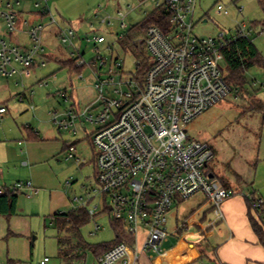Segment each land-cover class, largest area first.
Segmentation results:
<instances>
[{"label":"rangeland","instance_id":"rangeland-1","mask_svg":"<svg viewBox=\"0 0 264 264\" xmlns=\"http://www.w3.org/2000/svg\"><path fill=\"white\" fill-rule=\"evenodd\" d=\"M29 1L31 0H21L19 6L12 4V7L15 10H39L30 6ZM6 2L7 0L0 2V11L8 9ZM47 4L53 16L61 18L58 23L62 28L71 26L74 29V43L80 51L85 52L87 59L93 54V45L82 38L98 34L106 37V43L99 46L101 52L108 56L112 53V56L124 60L125 70H133L136 61L145 57L144 47L139 46L138 39H143L144 33L140 26L154 9L151 2L47 0ZM217 4L227 9L228 14L218 13ZM27 18L33 22H48V17L31 15L25 17ZM104 18L110 21L109 25L101 23ZM122 20L126 25L125 29L120 27ZM194 21V34L202 36H216L219 31L230 33L237 24L245 23L251 29V40L264 56V33H260L262 27L259 24L264 21V10L259 0H197ZM134 25H139L137 29L140 34L123 49L114 34L117 32L125 35ZM17 26L22 28V20L18 21ZM58 34L59 29L55 26L47 27L43 32L45 50L53 55V59L47 60L45 67H34L28 77L0 74V105L7 108L6 116L0 123V187L6 189L16 182L30 181L37 191L36 194L29 195L20 192L15 213L11 216L0 215L1 264H8L11 260L17 264H39L45 256L49 257L47 264H68L59 255L57 242L58 235L68 236L58 233L55 228L49 201L51 196L56 197L59 193L61 197L71 200L75 197L85 199L87 188L94 185L97 167L92 133L97 126L87 122L85 130H59L50 115L55 111L62 113L67 107L62 92L59 91L63 88L71 92L73 100L81 109L97 96V91L93 88L95 79L90 70L82 69L81 79L74 71L61 65L69 60V55L67 48L59 41ZM0 36L8 40L1 16ZM18 37L25 41V36L14 33L11 42H18ZM108 44L112 45L109 51L105 50ZM134 44L137 46L135 49L132 47ZM245 77V88L239 87L237 91L229 92L208 110L193 118L186 125V130L190 139L206 142L211 148L213 157L208 163V171L214 173L219 182L229 180L238 184L242 188V193H238L241 196L248 195L254 189L264 197V113L257 110V101L264 102V72L251 68ZM41 82L46 84L39 85ZM23 93L25 99L20 101L19 97ZM34 133L37 135L34 136ZM30 134L33 135L32 138ZM70 146L76 148L79 163L66 158ZM95 204L100 207L99 199L93 200L90 206ZM203 204L210 206L201 192L176 200L167 214L168 238L160 245L159 251L152 254L159 257L160 254L181 251L180 261L183 264L190 262L191 256L199 254L197 247L202 246L204 239L201 220L205 208ZM71 208L69 204L58 210L66 212ZM206 215L213 226L219 220L213 215L211 206ZM111 223L104 214L90 218L81 228L83 240L90 244L111 242L115 237ZM140 233L139 248L143 241V233ZM71 240L75 246V239ZM125 242L131 250L133 239L127 238ZM139 251L140 254L151 252ZM80 252L79 248L75 249V255ZM70 262L98 264L97 258L89 250H85L83 258Z\"/></svg>","mask_w":264,"mask_h":264},{"label":"built area","instance_id":"built-area-1","mask_svg":"<svg viewBox=\"0 0 264 264\" xmlns=\"http://www.w3.org/2000/svg\"><path fill=\"white\" fill-rule=\"evenodd\" d=\"M145 1L152 3L153 10H163L167 15L160 24L148 25L143 39H138L145 57L136 61L133 70H125L124 60L118 56L101 52L99 46L106 43L104 34L82 38L93 45V54L87 59L74 43V29L58 24L47 0L33 3L39 7L38 15L48 17V24L59 29V41L79 70L75 72L77 77L83 79L82 69L87 68L95 79L97 96L83 109L63 88L61 95L67 107L62 113L50 115L59 130H85L87 122L97 126L92 133L97 167L94 185L87 188L85 199H72L71 206L85 208L91 218L104 214L119 221L127 237L133 239L131 250L123 240L103 253L98 264H137L139 250L158 252L167 238V214L176 200L201 192L213 215L221 219L222 202L234 194L208 171L212 150L206 142L190 139L186 125L230 92L222 49L237 38H250L251 29L242 23L230 33L196 35L193 27L197 0H139ZM20 3L7 0L8 9L0 11L8 36L7 41L0 36V74L4 76L28 77L34 67H45L50 55L42 39L46 24L25 19L18 28L20 10L12 4ZM216 11L228 14L221 4L216 5ZM101 23L109 25L110 21L104 18ZM120 27L126 28L123 20ZM16 32L25 34L27 44L9 40ZM114 36L117 41L123 34L115 32ZM111 46L108 44L105 50ZM24 98L22 95L19 100ZM6 113V106L0 105V123ZM76 152L70 146L66 158L79 163ZM9 189L27 195L36 192L30 181L16 182ZM3 191L0 187V194ZM244 197L264 229V198L255 193ZM95 199H99L100 207L90 206ZM48 262L45 256L39 264ZM210 264L223 263L215 259Z\"/></svg>","mask_w":264,"mask_h":264},{"label":"trees","instance_id":"trees-1","mask_svg":"<svg viewBox=\"0 0 264 264\" xmlns=\"http://www.w3.org/2000/svg\"><path fill=\"white\" fill-rule=\"evenodd\" d=\"M259 4L264 10V0H259ZM166 12L163 10L151 11L143 24H141L142 33H145V29L150 24H160L165 18ZM264 21L259 22L264 31ZM139 25L130 27L128 32L123 35L117 42L125 49L127 43L133 42L135 38L139 36ZM131 47V46H129ZM132 47L135 49L137 46L134 44ZM142 53V52H141ZM223 71L225 72V80L231 91H237L239 87H244L246 84V72L251 68H258L264 72V56L261 55L259 50L254 45L251 38H237L236 40L228 43L223 49ZM144 58V56H143ZM53 59V55L47 56V60ZM63 67H67L69 71L79 72L74 68L73 61L68 60L61 63ZM257 110L264 113V102L257 101ZM32 138L33 135L30 134ZM18 192L9 188L4 189L0 194V215L11 216L15 213L16 202ZM90 216L85 208H71L66 212H57L51 216L52 222L55 225L58 233H65L68 237L57 236V242L59 245V255L66 260V263L71 264L73 259H81L85 255V250H89L98 258L109 250L117 243L127 239V235L124 232L123 224L119 221L112 220L111 224L115 233L114 240L108 243L90 244L83 240L81 235V228L90 221ZM251 225L254 231L260 237L262 243H264V229L260 226L259 222L254 217H249ZM71 237V238H70ZM75 239V246L72 244L71 239ZM79 248L81 252L75 255V249Z\"/></svg>","mask_w":264,"mask_h":264},{"label":"crops","instance_id":"crops-1","mask_svg":"<svg viewBox=\"0 0 264 264\" xmlns=\"http://www.w3.org/2000/svg\"><path fill=\"white\" fill-rule=\"evenodd\" d=\"M33 3V0L29 1L30 6H34ZM37 11L21 9L18 15V21L25 20L26 16L30 17L31 15H36L39 18H46L38 15ZM60 19H57V21L59 22ZM27 20L32 21L30 18H27ZM44 24H46V29L47 27L53 26L49 25L48 22ZM16 33L18 35H22L23 37L25 36L23 32ZM11 38L12 36L9 38L10 41ZM18 39L19 41H14V43L24 45L27 44L26 36L25 41H23L22 37L21 39L18 37ZM48 53L52 55L51 52ZM55 60H57V57ZM35 135H37V133H34V136ZM220 183L224 187L232 190L234 194L222 202V218L219 219L214 226L211 224V219H207L206 215L210 206H208V204H203L205 211L203 210L202 212L201 220L202 225L204 226V230H202V237H204V239L202 240V246L199 244L200 246L197 247L200 253L195 256H191L190 262L185 264H210L215 259L221 261L223 264H264V243H262L260 237L251 225L249 217H254V214L249 210L246 198L238 194L239 191H242L241 186L230 182L229 180L226 182L220 181ZM34 188L36 189V187ZM36 192L32 193L36 194ZM250 193L258 194L254 189H252ZM258 195L261 196L260 194ZM69 204L71 205V199L61 197L60 193L56 197L51 196L49 201L50 215L52 216L53 214L59 212L58 209L61 206H69ZM10 227L11 225H9V228ZM10 232L15 235H20V233H16L14 231ZM167 238L165 240H167ZM180 252L181 251H178L175 254H160L161 256L159 255V257L153 255V252H146V254L139 255L137 264H183L182 261H180ZM8 264L17 263L14 260H11Z\"/></svg>","mask_w":264,"mask_h":264}]
</instances>
